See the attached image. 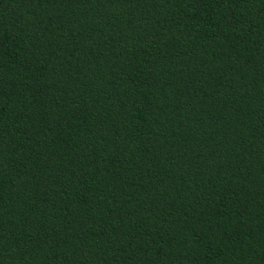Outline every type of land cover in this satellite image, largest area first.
Returning a JSON list of instances; mask_svg holds the SVG:
<instances>
[{
	"label": "trees",
	"instance_id": "16d2710c",
	"mask_svg": "<svg viewBox=\"0 0 264 264\" xmlns=\"http://www.w3.org/2000/svg\"><path fill=\"white\" fill-rule=\"evenodd\" d=\"M0 264H264V0H0Z\"/></svg>",
	"mask_w": 264,
	"mask_h": 264
}]
</instances>
